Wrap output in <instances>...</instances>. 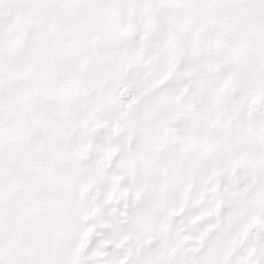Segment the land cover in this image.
Returning <instances> with one entry per match:
<instances>
[{"label": "snow or ice", "instance_id": "1", "mask_svg": "<svg viewBox=\"0 0 264 264\" xmlns=\"http://www.w3.org/2000/svg\"><path fill=\"white\" fill-rule=\"evenodd\" d=\"M0 264H264V0H0Z\"/></svg>", "mask_w": 264, "mask_h": 264}]
</instances>
